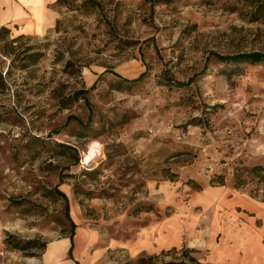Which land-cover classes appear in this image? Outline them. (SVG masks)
<instances>
[{
    "label": "rangeland",
    "instance_id": "374dc122",
    "mask_svg": "<svg viewBox=\"0 0 264 264\" xmlns=\"http://www.w3.org/2000/svg\"><path fill=\"white\" fill-rule=\"evenodd\" d=\"M45 1L0 19V264H194L125 242L208 183L264 203V59L215 57L264 54V0Z\"/></svg>",
    "mask_w": 264,
    "mask_h": 264
},
{
    "label": "crops",
    "instance_id": "0c3cea01",
    "mask_svg": "<svg viewBox=\"0 0 264 264\" xmlns=\"http://www.w3.org/2000/svg\"><path fill=\"white\" fill-rule=\"evenodd\" d=\"M46 2L8 1L0 10L1 24L17 20L16 15L18 20L25 19L22 13L36 15ZM25 20L15 30L17 34H27L42 25L36 16ZM135 237V242H125L131 253L183 247L199 264H264V203L226 185L208 183L190 195L185 208L171 217L140 226Z\"/></svg>",
    "mask_w": 264,
    "mask_h": 264
},
{
    "label": "trees",
    "instance_id": "16d2710c",
    "mask_svg": "<svg viewBox=\"0 0 264 264\" xmlns=\"http://www.w3.org/2000/svg\"><path fill=\"white\" fill-rule=\"evenodd\" d=\"M57 1H59V0H57ZM6 31H8V29L4 26H1L0 27V37ZM215 57L219 60H235V61L256 62V61L264 59V54H261L259 52L241 53V54L228 55V56H222V55L215 54ZM142 76H143V74L140 77H142ZM180 84L182 85L184 83H180ZM85 92H87V89H83V90L79 91L77 94L85 93ZM259 172H264V167H262L260 165H254L252 167H247V166L241 165V166L235 167V169H234V178L236 181L235 186L236 187L241 186L246 181V179L249 177V175H256L257 176ZM222 184H223V182H219L217 185H222ZM58 194L65 197L64 193H62L61 191H58ZM66 215H67V218L69 219V221L71 223V220H70V217L68 215L67 210H66ZM71 224H73V223H71ZM33 244H34V241H27L25 244L19 245V248L23 250V249H26L28 247L33 246ZM17 246L18 245H16V247ZM43 246L44 245H42V247ZM189 258H191V257H189ZM191 260L194 261V264H199L195 261V259H191ZM162 264H174V263L169 261V262L162 263Z\"/></svg>",
    "mask_w": 264,
    "mask_h": 264
},
{
    "label": "bare ground",
    "instance_id": "6f19581e",
    "mask_svg": "<svg viewBox=\"0 0 264 264\" xmlns=\"http://www.w3.org/2000/svg\"><path fill=\"white\" fill-rule=\"evenodd\" d=\"M95 150H96L95 144H91L89 146V154L85 158L86 161H88V159L91 157V155L94 153Z\"/></svg>",
    "mask_w": 264,
    "mask_h": 264
}]
</instances>
